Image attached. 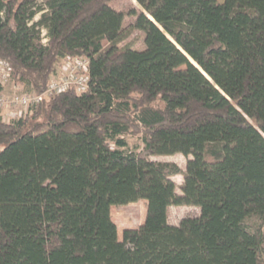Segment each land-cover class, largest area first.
Masks as SVG:
<instances>
[{"label":"trees","instance_id":"trees-1","mask_svg":"<svg viewBox=\"0 0 264 264\" xmlns=\"http://www.w3.org/2000/svg\"><path fill=\"white\" fill-rule=\"evenodd\" d=\"M113 1L0 0L11 82L39 95L68 57L89 78L0 120V264H264V0H134L139 51ZM138 201L120 241L111 208Z\"/></svg>","mask_w":264,"mask_h":264},{"label":"rangeland","instance_id":"rangeland-1","mask_svg":"<svg viewBox=\"0 0 264 264\" xmlns=\"http://www.w3.org/2000/svg\"><path fill=\"white\" fill-rule=\"evenodd\" d=\"M216 1L218 3H222L224 0H216ZM111 6L116 11L125 14L122 24V29H123L122 40L119 43V47L128 46L137 51L143 50L145 48L144 35L142 32L134 28L135 18L127 15L131 11H134L135 13L143 12L142 9L137 5V3L134 0H114L111 3ZM38 19L39 17L37 16L34 19V22H36ZM44 42H45V38H44ZM103 45L106 46L107 44L104 43ZM53 76L54 75H52L50 79ZM26 90L27 89L25 87L17 85L16 83L11 82V80H4L3 75L0 72V91H3V93L8 98L22 94H31V93H26ZM19 110L20 108L16 106V107H9L7 111L10 114H12V113H17ZM124 139L127 143L128 151H134L135 153H138L143 147L140 134L125 136ZM150 160L154 162L173 163L177 165L182 171H184L187 158L183 157L182 155L176 154L173 156H153L150 157ZM172 181L176 185V193L180 194L179 187L182 185V177L176 176L172 178ZM199 214L200 211L196 207H188V206L171 207L168 210V223L170 225L176 226L178 225L181 219L188 217L196 218L199 216ZM145 215H146L145 201H138L136 203L129 204L126 206L113 207L111 212V219L116 225L119 240L121 241L122 233L125 230L138 229L143 224Z\"/></svg>","mask_w":264,"mask_h":264},{"label":"built area","instance_id":"built-area-1","mask_svg":"<svg viewBox=\"0 0 264 264\" xmlns=\"http://www.w3.org/2000/svg\"><path fill=\"white\" fill-rule=\"evenodd\" d=\"M57 72L49 80L45 91L39 95L22 94L8 98L3 91H0V120L8 122L23 116L30 107L37 105L43 99H51L53 96L64 93L68 90H75L81 93L88 88V61L81 57H68L62 61ZM0 72L4 80H10L11 68L0 59ZM18 106L17 113L10 114L9 107Z\"/></svg>","mask_w":264,"mask_h":264},{"label":"crops","instance_id":"crops-1","mask_svg":"<svg viewBox=\"0 0 264 264\" xmlns=\"http://www.w3.org/2000/svg\"><path fill=\"white\" fill-rule=\"evenodd\" d=\"M113 208V207H112ZM112 208H111V212H112Z\"/></svg>","mask_w":264,"mask_h":264},{"label":"water","instance_id":"water-1","mask_svg":"<svg viewBox=\"0 0 264 264\" xmlns=\"http://www.w3.org/2000/svg\"><path fill=\"white\" fill-rule=\"evenodd\" d=\"M150 20V19H149ZM151 22H153L152 20H150Z\"/></svg>","mask_w":264,"mask_h":264}]
</instances>
